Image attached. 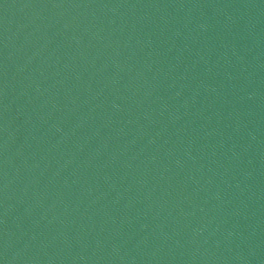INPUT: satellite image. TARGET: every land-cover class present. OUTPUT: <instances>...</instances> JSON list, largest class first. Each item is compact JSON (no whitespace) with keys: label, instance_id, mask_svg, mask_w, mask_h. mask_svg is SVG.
Segmentation results:
<instances>
[{"label":"water","instance_id":"1","mask_svg":"<svg viewBox=\"0 0 264 264\" xmlns=\"http://www.w3.org/2000/svg\"><path fill=\"white\" fill-rule=\"evenodd\" d=\"M2 264H264V0H0Z\"/></svg>","mask_w":264,"mask_h":264},{"label":"snow or ice","instance_id":"2","mask_svg":"<svg viewBox=\"0 0 264 264\" xmlns=\"http://www.w3.org/2000/svg\"><path fill=\"white\" fill-rule=\"evenodd\" d=\"M0 264H2V262H0Z\"/></svg>","mask_w":264,"mask_h":264}]
</instances>
